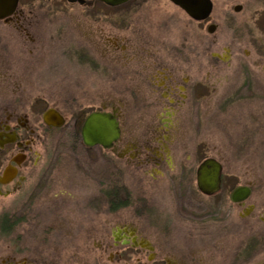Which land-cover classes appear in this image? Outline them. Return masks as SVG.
Listing matches in <instances>:
<instances>
[{
    "label": "flooded vegetation",
    "instance_id": "1",
    "mask_svg": "<svg viewBox=\"0 0 264 264\" xmlns=\"http://www.w3.org/2000/svg\"><path fill=\"white\" fill-rule=\"evenodd\" d=\"M210 3L195 18L174 0H18L0 17V264H50L63 241L117 264H264V199L197 140L215 72L239 71L241 90L264 95V0ZM7 42L13 60L1 59ZM75 71L80 85L105 86L61 108L22 89L1 95ZM241 95L223 94L224 112ZM50 109L62 123L45 121ZM96 112L118 122L108 147L85 142ZM207 158L222 166L212 193L197 180ZM240 186L251 192L233 201Z\"/></svg>",
    "mask_w": 264,
    "mask_h": 264
},
{
    "label": "rangeland",
    "instance_id": "2",
    "mask_svg": "<svg viewBox=\"0 0 264 264\" xmlns=\"http://www.w3.org/2000/svg\"><path fill=\"white\" fill-rule=\"evenodd\" d=\"M5 45L7 46L6 48L1 47V59L13 60L10 56H14V44L7 42ZM200 53L202 54V52ZM199 60H201L200 57ZM78 74L79 71H75V73L70 75H56L58 78L45 77L40 81L38 80V83L23 84L18 88L16 86L1 85V95L4 92H13L15 90L19 92L22 89L25 93L42 94L48 99L46 102L49 104H56L60 108L65 107L66 99L69 95L79 94L86 88L89 92L94 89L97 91L102 86L93 84L80 85L78 83ZM241 77L242 75L239 71H235V74L226 73L222 68L214 73V96L212 100L206 102V104L210 105L208 106L210 113L205 112L206 105L202 107L203 111L198 117L200 132L197 140L212 141L213 148L208 152L216 155L215 157L219 160L224 161L226 172L239 174V178L246 183H254L256 189L255 198L261 197L264 199V145L261 143L264 138L257 140L253 138L255 134L254 125L264 122V95L261 96L262 99L257 97L259 96V90L261 89L262 91V87L256 83V87L252 86L251 89L241 90ZM231 92H241L242 95L234 103L233 108L229 109L230 112L227 113L224 112L223 108V94ZM244 124L246 125L243 126ZM239 134L247 137L251 135L252 138L248 144L239 145L237 143ZM245 139L246 137H244ZM0 203L4 204L1 199ZM14 231L11 234L12 237L15 235ZM81 248L83 246L77 241H63L59 244L55 242L54 245L50 246V250L53 252V259L50 264H117L109 263L108 259L105 258L100 261L87 257L83 258L80 256Z\"/></svg>",
    "mask_w": 264,
    "mask_h": 264
},
{
    "label": "water",
    "instance_id": "3",
    "mask_svg": "<svg viewBox=\"0 0 264 264\" xmlns=\"http://www.w3.org/2000/svg\"><path fill=\"white\" fill-rule=\"evenodd\" d=\"M18 0H0V17H4L15 9ZM108 4H120L127 0H102ZM183 7L188 14L195 18H204L210 11V0H174ZM59 119L56 124L62 123L61 115L50 109L45 112L44 119L51 123L54 118ZM84 139L87 144L100 143L108 147L113 140L117 139L120 129L116 117L110 113L96 112L92 113L86 120L84 130ZM222 166L214 158H207L198 168V186L206 192L212 193L220 188ZM251 190L247 186H240L235 189L231 198L233 201H239L246 198ZM249 211V209H248ZM248 211L246 213H248Z\"/></svg>",
    "mask_w": 264,
    "mask_h": 264
}]
</instances>
